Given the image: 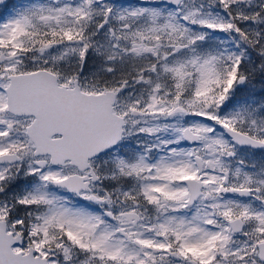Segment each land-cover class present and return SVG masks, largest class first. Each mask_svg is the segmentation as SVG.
I'll use <instances>...</instances> for the list:
<instances>
[{
	"label": "rangeland",
	"instance_id": "obj_1",
	"mask_svg": "<svg viewBox=\"0 0 264 264\" xmlns=\"http://www.w3.org/2000/svg\"><path fill=\"white\" fill-rule=\"evenodd\" d=\"M153 3L155 0H99L94 11L92 0H79L74 5L58 1L57 4L36 3L34 6L11 2L15 4L14 9L0 6V12L6 8L0 14V54L12 55L10 60L0 64L5 74L20 68L17 46L29 42L27 31L37 14L51 15L48 23L51 26L75 23L88 38L80 37L43 53L38 49L43 43L34 49L30 40L26 49L32 67L47 63L73 74L82 65L83 73L100 79L108 76L113 61L149 63L145 75L133 80L140 84L136 88L140 91L128 92L122 85L117 91L106 81L101 84L102 88L96 87V91L112 88L129 99L128 106H115L127 122L123 143H120L122 154L116 151L102 160L107 175L119 172L122 176L141 178L134 196L141 195L148 205L159 206L158 211L146 213L144 208L141 222L122 226L113 234L103 225L96 229V212L65 190L50 188L49 179L62 178L74 169L70 165L46 164L41 168L35 164L40 156H34V146L24 131L29 118L8 112L0 90V152L13 151L20 156L18 162L0 164V218L7 220L11 230L24 232L26 229V242L41 255L55 257V263L50 261L52 264H144L146 258L156 257L151 248L138 249L132 240L123 237L120 229L155 246L160 243L154 236L162 232L176 233L193 252L200 251L203 263L204 259L210 260L218 254V260L212 264H258L255 243L264 240V207H260V200L264 199V150L237 146L211 122L219 121L238 129L244 127L249 134L264 139V115L259 107L232 102V109L220 113L215 100L224 99L226 103L234 93H220L228 97H216L214 93V85L218 83L236 93L264 89V0H182L178 14L173 8ZM214 3L219 5L221 12L213 7ZM107 9L111 11L115 34L110 35L108 28H103L93 38L96 23ZM228 11L234 27L230 26L231 19L224 15ZM87 27H91L90 32ZM238 30L247 36V45L242 47L244 54L239 58L242 64L238 76L244 79L239 87L227 81L223 83L218 70V64L225 70L229 59L235 57L231 46L240 44ZM64 33L70 35L69 31ZM147 46L152 47L150 52H146ZM100 54L103 56L97 58L101 61L99 70L96 57ZM231 64L233 62L229 64L230 73ZM260 73H263L261 77ZM229 82H233L232 78ZM176 105L184 107L186 114L169 116L168 112ZM132 108L143 111L144 115L133 116ZM185 126L203 137L195 149L181 142L184 141L181 130ZM205 144L210 146L207 151H203ZM193 151L205 162L203 175L209 192L215 188L210 184L214 179L211 168H220L223 164L217 159V153L222 152L230 171L228 189L234 186L251 188L250 196L203 198L201 201L206 203L199 201L189 213H182L187 202H184L185 191L179 180L181 175L188 176L196 170L191 161ZM93 165L96 166V160ZM92 186L93 190L86 194L96 196V183ZM155 191L165 197L163 204ZM110 192L122 198L123 207L129 208L126 204L133 203L132 191L128 188L111 189ZM210 207L216 208L225 220L240 216L245 223L242 234L235 235L230 228L227 231V226L220 231L211 227L215 217ZM131 210L140 212L139 208ZM215 241L217 251L211 248ZM159 255L164 256V253Z\"/></svg>",
	"mask_w": 264,
	"mask_h": 264
},
{
	"label": "water",
	"instance_id": "obj_2",
	"mask_svg": "<svg viewBox=\"0 0 264 264\" xmlns=\"http://www.w3.org/2000/svg\"><path fill=\"white\" fill-rule=\"evenodd\" d=\"M163 1L176 5L180 0ZM108 14L109 12H107ZM106 22L104 20V23ZM45 73L47 72L39 70L13 76L12 82L7 88L8 109L16 114L35 116L34 121L27 126L26 130L35 145V155L50 154L51 163L63 164L66 159H69L72 164L77 165L80 169L87 168L90 157L115 145L121 137L123 119L112 112L114 94L111 91L96 95L82 94L81 92L52 94L49 92V86L53 83L46 76L48 73ZM241 82L242 79L239 78L237 84L240 85ZM177 111H182V109L176 108L172 113ZM133 113L139 112L133 110ZM225 129L233 140L241 146L253 149L264 147L262 140L232 128L225 127ZM54 133H60V137L52 138ZM183 137L193 142L198 138V135L186 128L183 130ZM17 159L18 157L14 154L0 155V162H13ZM36 163L44 166L46 161L38 160ZM74 177L70 176L61 181H52V183L78 191L80 185L74 181ZM237 192L241 195L248 194L247 189H237ZM231 223L234 231H241L243 225L240 219L232 220ZM5 229V221L0 220V264H48L45 257L33 256L34 250L32 248L23 255L15 253L11 249V245L20 242V239L12 236L11 233H6ZM257 247L259 259L264 261V241L258 242Z\"/></svg>",
	"mask_w": 264,
	"mask_h": 264
},
{
	"label": "flooded vegetation",
	"instance_id": "obj_3",
	"mask_svg": "<svg viewBox=\"0 0 264 264\" xmlns=\"http://www.w3.org/2000/svg\"><path fill=\"white\" fill-rule=\"evenodd\" d=\"M6 3L5 5H9L11 2H25L32 4L34 6L36 3H48V2H53L54 4H57L58 1L60 2H69L74 5L76 2L79 0H5ZM4 5V6H5ZM99 5V0H92V11L96 10V7ZM34 12H37L36 8L33 9ZM50 17L49 19L45 20L44 17ZM105 16V13H104ZM103 18L96 23V32L93 35V38L99 34L103 28H108L109 34L114 35V22L110 19L107 24H102ZM71 18H74V15L71 14ZM97 18L95 17L94 20ZM52 16L48 14L44 15H38L31 21V28L27 31L29 38L31 40V46L33 48L37 47L39 44L46 45V44H51V48L57 47L60 44H64L68 41H75L76 39H80V37L83 38V33L80 30V26L77 27L75 23H65L62 25L60 23H55L54 25H48L49 22H51ZM72 26V29H69L68 27ZM82 28V26H81ZM64 31H69L70 35H66ZM91 31L87 27V32ZM111 31V33H110ZM88 38V34H87ZM30 43V42H29ZM9 44V43H8ZM10 45V44H9ZM42 45V46H43ZM12 45H10L11 47ZM40 46V47H42ZM39 47V48H40ZM38 48V49H39ZM147 52L151 51V46H147ZM47 50V51H50ZM134 52L137 51L136 48L133 49ZM33 66V65H32ZM97 67V66H96ZM40 68H45L48 71L52 72L56 76V86L60 87L61 89H71L73 88L72 86H79L80 89H89V88H94L96 89V84H98V79H96L95 75H90V74H85L83 73V66L81 65L78 70H76L73 74H69L65 72L62 67H56V66H48L47 63H45L42 67ZM38 69V68H36ZM35 67L32 68V70H36ZM13 72H20L19 68L15 71L12 72H7L5 74L4 68L0 64V90L2 92H6V86L9 82V75ZM128 77V76H127ZM105 90V89H104ZM103 91V90H101ZM117 98V97H116ZM144 114L138 115V116H143ZM202 138V137H201ZM203 140V138H202ZM201 140V141H202ZM200 141V142H201ZM230 141V140H229ZM199 142V144H200ZM198 145V144H197ZM134 146H137L134 144ZM195 146H192V148L195 149ZM210 146L208 144H205L203 147V151L208 150ZM119 148L110 150L104 154H100L96 156V200L92 201V211L96 212V221H98V227L101 225L104 226L106 230H110V233H116L119 228L122 226H130L132 224L139 223L143 220V209L146 208L148 213L149 211H158L159 206L156 205H148V202L145 200L144 197L140 196H134L135 188L141 184V178L139 177H134V176H122L119 172H111L112 175L109 174L107 175L106 172V164L102 163V160L104 158H110L111 155H114V152L119 151ZM119 154H122L121 151H119ZM197 154H195L196 156ZM228 157V155H225ZM157 159L152 158V160ZM217 159L221 160L223 164L220 166V168H211L213 174H214V179H211V185H215L214 190L209 192L206 188L207 184H205L204 180L206 177L203 175V169L202 170H194V172L188 176L186 175H181L179 182L183 185L184 191H185V200L187 202V197H188V187L185 183V179L188 177L196 178L198 181H196V185L198 184V188L200 189V192L198 196L194 199L195 201L193 204H185L182 207V213H189L192 208L203 198L204 199H209V198H217L220 196V198H223L225 196H232L236 197L234 193L230 192V189L233 188L231 187L228 189V182H229V165L227 163V160L224 158V154L222 152L217 153ZM153 160V161H154ZM205 162L202 159V167ZM193 165V163H192ZM74 173V172H72ZM84 175L87 176V173L84 172ZM87 179V178H86ZM85 181V180H84ZM103 186V187H102ZM128 188L130 191H132V196L133 198V203L132 204H126L127 207H123L122 204V198L117 197L114 193L110 192L111 189H116V188ZM235 187V186H234ZM93 190V186H91L90 191ZM158 196H160L159 191H155ZM106 197H108V200L106 201ZM160 202L163 204L165 197L160 196ZM203 203H206L205 200L201 201ZM120 207H123L122 210H119ZM139 208L140 212H137L139 214V220L135 219H127L124 216L125 211H133L131 208ZM168 207V205H166ZM219 208V207H218ZM211 210L214 211L213 216H217L218 219L214 221L213 224L216 226L220 225H225V219L223 218L222 214L214 207H210ZM149 222V221H148ZM120 232L122 233L123 237H126L134 243V245L140 249L143 250L145 248L152 249L154 255L153 259L146 258L145 262H152L153 264H212L215 263L219 255L217 254L216 256H213L210 260H205V263H203L202 256L200 255V251L198 252H193L189 246L185 245L182 240L177 236L176 233L173 232H162L159 235L154 236L156 240L160 243L158 246L151 245L150 243H143L136 239L132 234L128 233L127 230H122L120 229ZM20 234V233H19ZM215 245H217V241H215ZM26 248L25 243L22 244L20 249L24 250ZM213 249V247L211 246ZM26 250V249H25ZM160 252L164 253V256L159 255ZM196 254V255H195ZM47 258L49 261L51 259L56 262L55 257L52 255H48ZM52 264V263H50ZM60 264V263H59Z\"/></svg>",
	"mask_w": 264,
	"mask_h": 264
},
{
	"label": "trees",
	"instance_id": "obj_4",
	"mask_svg": "<svg viewBox=\"0 0 264 264\" xmlns=\"http://www.w3.org/2000/svg\"><path fill=\"white\" fill-rule=\"evenodd\" d=\"M213 7L215 9L217 8V11L221 12V9L219 8V5L217 3H214ZM233 25V21L231 23ZM247 36L244 33H240V42L244 43L246 42ZM240 62L237 61V64H239V68L241 67V62L242 60H239ZM139 68L144 67L143 64L138 65ZM101 67V64H100ZM111 69L108 71V77L106 78L107 83H111L112 86H119L121 83H124L126 78H129L133 72L129 69V64L126 62L123 63H118L114 62L111 66ZM238 68V67H237ZM236 69V67H235ZM263 73H260L259 77L262 76ZM235 73L233 74L232 78L234 77ZM128 76V77H127ZM104 80L105 78H101ZM222 87H220L221 89ZM250 92V91H249ZM251 92H255V95H248L247 93L243 95H236V96H231V101L232 102H237V103H243V104H248L251 106H260V112L262 115H264V89L256 90L253 89Z\"/></svg>",
	"mask_w": 264,
	"mask_h": 264
}]
</instances>
